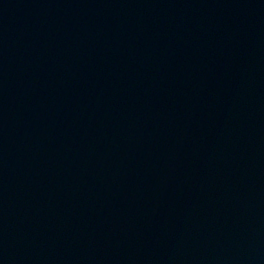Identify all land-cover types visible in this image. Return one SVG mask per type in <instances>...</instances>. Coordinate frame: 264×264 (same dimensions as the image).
I'll list each match as a JSON object with an SVG mask.
<instances>
[{"label": "water", "instance_id": "1", "mask_svg": "<svg viewBox=\"0 0 264 264\" xmlns=\"http://www.w3.org/2000/svg\"><path fill=\"white\" fill-rule=\"evenodd\" d=\"M0 264H264V0H0Z\"/></svg>", "mask_w": 264, "mask_h": 264}]
</instances>
